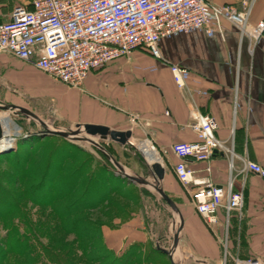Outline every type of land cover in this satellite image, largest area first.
Instances as JSON below:
<instances>
[{"label":"crops","instance_id":"0c3cea01","mask_svg":"<svg viewBox=\"0 0 264 264\" xmlns=\"http://www.w3.org/2000/svg\"><path fill=\"white\" fill-rule=\"evenodd\" d=\"M17 1L7 0L0 5V19H8L5 16L9 17ZM209 1L241 5V0ZM261 20L264 0H254L250 21ZM159 45L161 58L134 50L91 72L81 89L69 88L68 121L131 130L130 140L135 144L147 143L145 147L151 148L149 141L155 145L157 159L152 162L159 161L165 167V191L169 196L181 192L176 203L184 228L174 254L176 264H223L224 216L219 215L214 227L208 225L193 207L191 193L185 187L179 191L181 182L174 172L178 159L171 150L174 142L196 139L189 126L193 107L214 115L219 125L216 135L234 146L236 189L243 179L246 182L244 219L238 227L233 217L226 264H234L236 255L264 262V178L242 171V158L264 166V34L257 41L241 37L238 26L223 19L207 28L166 35ZM172 64L187 69L185 87L177 85ZM37 70L41 71L31 62L0 53V94L20 93L18 83L34 81L32 75ZM1 124L8 133L10 128ZM208 165L210 172L206 170ZM192 168L197 180L210 178L216 184H225L229 161L218 153L209 163H192ZM102 231L111 256L96 264H166L164 259L172 264L163 248L153 243L157 232L151 228L146 232L137 218L116 229L104 226Z\"/></svg>","mask_w":264,"mask_h":264},{"label":"built area","instance_id":"2783aa9c","mask_svg":"<svg viewBox=\"0 0 264 264\" xmlns=\"http://www.w3.org/2000/svg\"><path fill=\"white\" fill-rule=\"evenodd\" d=\"M253 3L254 0H241V5L237 6L209 0H26L16 4L8 19L0 22V53L31 62L59 82L81 89L91 72L134 50L161 58L162 37L207 28L220 24L223 19L237 25L241 37L257 41L264 34V20L251 23ZM171 71L177 85L185 87L187 69L172 64ZM189 115V126L196 139L171 145L178 159L174 172L191 193L193 207L208 225L214 227L223 214L226 230L223 264H226L233 217L237 218L238 227L244 219L246 182L243 179L241 187L236 189L234 146L216 135L217 118L197 107H193ZM1 127L4 130L0 144L9 138L8 146L12 147L19 131L5 133L2 124ZM9 128L11 130V125ZM130 142L129 147L138 149ZM148 146L157 154L155 145L148 141ZM218 153L228 157L226 183L216 184L210 178L195 179L192 163H209ZM242 161L243 172L264 178L263 165L250 158H242ZM206 170L210 172L211 167L208 165ZM233 261L234 264H264L260 258L243 259L239 255L233 257Z\"/></svg>","mask_w":264,"mask_h":264},{"label":"rangeland","instance_id":"374dc122","mask_svg":"<svg viewBox=\"0 0 264 264\" xmlns=\"http://www.w3.org/2000/svg\"><path fill=\"white\" fill-rule=\"evenodd\" d=\"M6 1L7 0H0V5H4ZM24 1L26 0H18L17 4ZM5 18L7 19L8 15L7 17L5 16ZM1 20L5 19L1 18L0 21ZM32 78H34V81L18 83L17 87L20 90V93L13 92L7 95L0 94V104H10L25 108L27 110H32L34 115L46 121L49 125L75 129L76 124H72V122L69 123L71 120L69 116L70 113L68 112V103L70 94L69 88L71 87L59 82L53 77V79L50 78L47 74L38 70L34 72ZM3 116L10 118L11 132H15V125L27 127L25 130L19 128L18 138L22 135L31 136V141L38 142L34 146H29L26 144L19 147V143L16 141L12 147L7 146L5 149L3 148L0 150V153L8 150L16 151L18 148L25 150L27 153H29L28 151L35 150V152H38L35 156V159L33 158L34 155L31 156L33 154L32 152L29 157L30 161H33L31 164L32 167L33 165H40L42 156L45 152H47V147L51 146L56 149L63 147L65 148L61 140H55L53 137H49L51 135L39 136L34 134L35 132L42 130V127L40 125H34L33 123H29L27 126L28 121L23 116L15 115L0 109V121L1 117ZM29 131L31 133H29ZM53 136L60 137L58 135ZM81 137L84 138L87 137V135L82 134ZM92 139L100 142L113 155L114 159H116L124 167L127 173L137 177L145 178L148 181H152V177L148 170V161L142 152L143 146H145L144 144L142 145V143H136L135 146L138 148L136 149L135 147L132 148L131 146H121L112 140H103L99 136L93 137ZM65 140L69 142V146L66 148L67 151L71 150L75 154V157L73 156L74 158H71L69 161L74 162L80 156H84L90 161L91 166L102 165L109 171H114V175L117 177L114 182L110 181L112 185V191L105 195V202H102L101 200L100 202H102V204L100 205L99 203L98 207L95 205L92 209H85L87 204L82 198L78 197L79 193L75 188L74 182L70 183V185L74 188L71 190V192L67 193L65 186H62V191H54L57 195L56 203L58 206H76L75 208L77 212L68 215L67 217L70 216V219L83 217L90 221L103 220L106 221V226L112 229L121 227L124 223L131 221L132 218H137L140 225L144 227L146 232H148V228H151L153 231L157 232V240L154 239L153 241L154 245L168 250L173 243L174 234L180 233L181 231L180 222L177 220L174 223L170 210L168 209L165 202L160 198L159 194L152 187L142 185L137 182H132L120 174L118 167H116L110 159H108L96 146L92 145L90 142L68 139ZM12 162L14 161L12 160ZM0 168L5 169L10 173L4 174V184L2 185L9 187L10 189H14L15 187L20 189L18 185L12 186L7 184L8 179L14 181L18 175L15 170V165H13L11 162H4L2 165H0ZM180 184L177 186L180 189L179 191H181L182 187H184L182 184ZM22 185L23 184L21 182V188L24 186ZM95 192L98 191H94L93 193ZM179 193L181 194V192ZM179 193H170V196L175 203L178 202ZM32 195L35 198H38L40 194L34 191ZM95 197H91V199L95 200L94 202H96ZM24 202L26 207L30 208L29 214L32 218V221L38 224L43 231L42 233L45 236L43 241L45 243H48L53 249L57 251L64 252L63 254L61 253L62 257H64L66 253V258L72 264H96L93 263L94 261H91V259L87 258L85 253H82L83 248H80L81 245L88 248L90 244L95 242V240H90L88 238L81 239L73 231L68 232V230H65V228L60 226L61 224L58 221L55 211H53L49 205L35 206L32 205L28 200H25ZM5 235L6 229L3 225L2 219H0V238L4 239ZM11 256L12 255H10V258H12ZM41 258L47 259V264H52L48 262L50 257L46 256L45 253L42 254ZM103 260L107 261V259ZM108 261H111V259ZM163 263L167 264L166 259L163 260Z\"/></svg>","mask_w":264,"mask_h":264},{"label":"trees","instance_id":"16d2710c","mask_svg":"<svg viewBox=\"0 0 264 264\" xmlns=\"http://www.w3.org/2000/svg\"><path fill=\"white\" fill-rule=\"evenodd\" d=\"M49 137L61 140L65 148L47 147V152L42 156L38 166L33 165L31 167L33 161H30L29 158L33 153L31 156L34 155L33 158L35 159L38 153L35 150L27 153L25 150L18 148L16 151H3L0 153V165L4 162H11L15 165L16 173H18L15 180L8 179L7 184L18 185L20 188L10 189L3 186V176L9 172L0 168V219H2L6 229L5 238H0V264H47V259L41 258L43 253L50 257L48 262L52 264H72L66 258V253L62 257L64 252L53 249L43 241V238H45L43 231L38 224L32 221L29 214L30 208L26 207L25 200L35 206L49 205L55 211L60 226L65 230H68V232L73 231L81 239L95 240L88 248L83 245L80 246V248H83V250L81 249L82 253H85L87 258L94 261L93 263L101 262L111 256L102 231L103 227L107 225L105 224L106 221H90L83 217L70 219V216H67L77 212L76 206H58L55 193L62 191V186L66 187L67 193L71 192L74 188L70 183L74 182L79 193L78 197L82 198L87 204L85 209H92L95 205L98 207L99 203L101 205L102 202H105V195L112 191L111 182H114L117 178L114 171H109L102 165L91 166L90 161L84 156H80L74 162L69 161L75 157L73 151H67L66 149L69 142L61 137ZM31 138V136H20L17 139L19 147L26 144L34 146L38 141H31ZM21 182L24 185H22V188L20 187ZM34 191L40 194L38 198L32 195ZM94 191L98 192L93 193ZM91 197H95L96 202ZM101 200L102 202H100ZM10 255H12V258H10Z\"/></svg>","mask_w":264,"mask_h":264},{"label":"water","instance_id":"95a60500","mask_svg":"<svg viewBox=\"0 0 264 264\" xmlns=\"http://www.w3.org/2000/svg\"><path fill=\"white\" fill-rule=\"evenodd\" d=\"M0 109L3 111H8L10 113H13L15 115H21L28 122L33 123L34 125H40L42 127V130L35 132L34 134L36 135H39V136L58 135L68 140L90 142L92 145L96 146L108 159H110L116 167H118L120 174H122L124 177L128 178L132 182H137L139 184L152 187L167 205L173 217L174 223L177 220H179L180 230L184 228V218H183V215L179 207L172 200V198L167 194V192L165 191L162 185V181L165 176V167H163V165L159 161H155L151 164H148V170L152 177V181H148L145 178L137 177V176L127 173L124 167L116 159H114L113 155L100 142L92 139L93 137L99 136L103 140H112V141L117 142L121 146L126 147L128 145H131V142H130V139L132 137L131 130L120 131V130L112 129L105 125L88 124V123H77L75 129L55 127V126L49 125L46 121L40 119L33 113H30L29 110L22 108V107H17V106L10 105V104H0ZM29 133L31 132L29 131ZM82 134H86L87 137L82 138L81 137ZM2 136H3V130L0 124V138H2ZM180 239H181L180 233L174 234L173 243L171 247L168 250L163 249V251L167 255H169L172 264H176L174 260V254L176 250L178 249Z\"/></svg>","mask_w":264,"mask_h":264},{"label":"bare ground","instance_id":"6f19581e","mask_svg":"<svg viewBox=\"0 0 264 264\" xmlns=\"http://www.w3.org/2000/svg\"><path fill=\"white\" fill-rule=\"evenodd\" d=\"M30 112V111H29ZM31 113V112H30ZM6 116V115H5ZM1 122L4 124V125H6V126H8L9 127V125H10V123H11V121H10V118L9 117H1ZM16 131H19V128L16 126ZM11 131V130H10ZM5 133H6V130H5ZM10 143V139L9 138H6L1 144H0V150H2L3 148L5 149L7 146H8V144ZM142 152H143V154H144V156H145V158H146V160L147 161H149V162H152V161H154V160H156L157 158H156V152L155 151H153L152 150V148H147V147H145V146H143V150H142ZM148 162V164H151V163H149ZM153 163V162H152Z\"/></svg>","mask_w":264,"mask_h":264}]
</instances>
